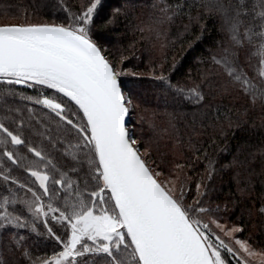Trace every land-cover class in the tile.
Masks as SVG:
<instances>
[{
    "label": "snow or ice",
    "instance_id": "1",
    "mask_svg": "<svg viewBox=\"0 0 264 264\" xmlns=\"http://www.w3.org/2000/svg\"><path fill=\"white\" fill-rule=\"evenodd\" d=\"M197 5L218 15L229 39L205 61L214 74L197 77L186 93L178 89L180 97L204 108L208 94L230 93L231 85L264 110V0H161L153 5L156 30L183 18L185 9L189 23L202 20L203 12L190 14ZM57 7L63 18L30 20L25 10L23 22L0 25V264H232L229 257L264 264V248L257 252L236 238L243 227L222 222L220 205L212 204L220 171H233L242 191L251 190L257 167L264 177V142L255 151L241 147L219 169L205 155L196 180L177 162L179 175L160 181L153 151L154 144L160 152V138L150 135L145 144L129 126L137 105L124 80L134 73L126 57L111 56L98 39L104 0H84L75 11ZM120 14L116 8L102 19L116 23ZM245 48L259 58L256 76L242 67ZM217 74L226 84L215 81ZM211 107L199 113L201 124L215 122ZM195 125L196 119L190 146ZM171 133L183 143L184 132L172 125ZM202 151L194 149L195 163ZM40 229L54 242L51 254L28 246L29 233Z\"/></svg>",
    "mask_w": 264,
    "mask_h": 264
},
{
    "label": "trees",
    "instance_id": "2",
    "mask_svg": "<svg viewBox=\"0 0 264 264\" xmlns=\"http://www.w3.org/2000/svg\"><path fill=\"white\" fill-rule=\"evenodd\" d=\"M160 2L161 0H104L105 8L101 16L97 17V35L111 56L119 58L122 55L127 58V69L153 74V77H126L124 80L125 89L131 92L137 105L134 119L129 118V125H135L137 136L145 144L150 135L153 140L160 138V152L155 153L154 144L153 151L154 159L160 164L162 171H166L164 165H170L171 173L179 175L176 163H186L183 175L189 180H196L198 176L204 175L208 163L204 159L205 155L217 162L219 169L220 165L231 162L239 154L241 147L249 146L255 151L264 142V110L258 103L253 106L231 85H227L231 89L230 93L221 89L208 94L204 108L189 102L187 96L183 99L180 97L178 89H184L186 93L197 77L203 80L205 76L211 77L214 74L210 71L211 63L206 64L205 61L210 60L211 52L217 51L214 45L221 40L227 43L229 37L223 30L218 15L198 5L196 11L190 14L195 16L203 12L202 20L189 23L188 9H185L183 18L156 30V10L153 5ZM167 2L175 4L177 0ZM179 2L184 3V0ZM192 2L193 0H188L189 4ZM58 3H66L75 11L84 0H0V25L23 22L25 10L28 11L30 20L51 21L63 18L64 12L57 7ZM33 8L37 10L35 14ZM116 8L121 9L118 22L107 24L102 17L111 14ZM185 25H188L187 30ZM201 26H206L202 36ZM138 29H142V33ZM156 44L160 45V52L155 47ZM240 57L244 71L256 76L261 68L258 56L245 48ZM161 75L168 77V80L162 82L159 79ZM215 81L226 84V78L218 74L215 75ZM205 93H208L207 87ZM207 105L212 106L211 112L216 120L213 122L209 119L201 124L199 113L206 110ZM194 119L197 131L192 133L193 143L190 146L188 133H191ZM229 121L233 125L231 128L228 126ZM237 121L240 122L239 128L236 127ZM152 125L157 127L154 134L150 133ZM172 125L185 133L183 143L172 135ZM172 142L180 144L179 154L170 151ZM196 148L203 149L198 154L199 163H195ZM260 171L257 167L256 178L248 185L250 191L241 190L243 186L234 181L233 171H220L213 181L215 191L212 200L213 206L219 204L221 207L218 215L222 222L243 227L239 236L250 241L259 251L264 248V213L261 211L264 209V177H260ZM29 234L31 240L28 246L35 253L51 254L54 242L43 234L42 229Z\"/></svg>",
    "mask_w": 264,
    "mask_h": 264
},
{
    "label": "rangeland",
    "instance_id": "3",
    "mask_svg": "<svg viewBox=\"0 0 264 264\" xmlns=\"http://www.w3.org/2000/svg\"><path fill=\"white\" fill-rule=\"evenodd\" d=\"M8 24H12L11 22H9ZM155 47L158 49V51L160 52L161 51V47H160V45H155ZM132 71V70H131ZM133 73H134V75H132V76H128V77H130V78H132V79H140V78H146V77H153L152 75V73H150V72H146V71H138V72H136V71H132ZM130 118H132V120L134 119V117H133V115L130 117ZM130 120V119H129ZM130 124V123H129ZM130 126V125H129ZM131 127V126H130ZM170 151H173L174 153H176V154H179L180 152H181V147H180V144L179 143H177V142H172L171 143V146H170ZM143 151V150H142ZM154 167H155V165H154ZM164 169L166 170V171H162L160 168H156V170L158 171V172H160V171H162V175H160L159 176V180L160 181H162V182H164V183H167L170 179H173L172 178V176L170 175V173H171V171H170V165H164ZM166 172H168V174L166 173ZM175 175H176V173H175ZM239 234L240 233H237L236 234V238H239V239H242L240 236H239ZM242 240H244V239H242ZM256 249V248H255ZM256 251L257 252H259V250H257L256 249ZM229 259L232 261V264H235V259H233L232 257H229ZM253 259V264H259V257H254V258H252Z\"/></svg>",
    "mask_w": 264,
    "mask_h": 264
}]
</instances>
